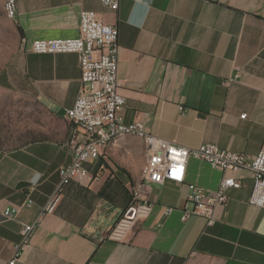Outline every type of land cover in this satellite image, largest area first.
<instances>
[{
  "label": "crops",
  "instance_id": "obj_1",
  "mask_svg": "<svg viewBox=\"0 0 264 264\" xmlns=\"http://www.w3.org/2000/svg\"><path fill=\"white\" fill-rule=\"evenodd\" d=\"M83 9L117 27L124 122L139 121L184 147L215 143L249 157L264 148V0H118L116 9L101 0H15L10 19L19 47L11 70L20 85L13 92L34 109L41 136L0 143V264L12 259L22 224L34 229L14 264H264V208L248 203V171L235 173L241 187L227 191L212 225L198 215L181 219L186 184L214 190L231 174L194 158L183 184L165 178L143 186L152 210L125 242L101 239L127 210L139 179L144 146L134 135L107 144L90 175L64 186L55 210L37 221L59 167L72 157L65 109L82 84L75 53L38 54L28 46L76 37ZM14 207L12 217L2 215Z\"/></svg>",
  "mask_w": 264,
  "mask_h": 264
},
{
  "label": "built area",
  "instance_id": "obj_2",
  "mask_svg": "<svg viewBox=\"0 0 264 264\" xmlns=\"http://www.w3.org/2000/svg\"><path fill=\"white\" fill-rule=\"evenodd\" d=\"M101 2L113 9L118 6V0ZM6 12L15 15V0H10ZM78 30V35L73 38L34 39L28 46L31 52L38 54L75 53L82 84L72 106L65 109L66 118L73 124L68 141L72 157L70 162L59 167V183L37 221L55 210L64 186L90 175V167L107 146L109 132L127 127L138 130V138L147 147V157L141 165L139 179L131 189L127 210L119 215L101 239L125 242L137 223L152 210V203L143 196V186L148 183L160 184L165 178L173 179L176 184H183L190 158L204 161L231 174L222 177L214 190H207L193 183L186 184L188 192L182 209V220L198 215L205 218L207 225H212L215 222V208L225 205L228 199L227 191L241 187V177L235 175L240 170L248 171L252 178L248 203L264 208V148L249 157L242 152L221 148L215 143L184 147L148 133L139 121L124 122L121 112L125 97L119 91L117 79V27L103 22L95 11L83 9L79 13ZM240 117H244V114ZM171 209L166 207L164 213L168 214ZM16 212V207L7 208L2 215L8 218ZM33 229V224H22L19 227L21 239L15 245L14 255L7 264L15 263L21 249L29 242Z\"/></svg>",
  "mask_w": 264,
  "mask_h": 264
},
{
  "label": "rangeland",
  "instance_id": "obj_3",
  "mask_svg": "<svg viewBox=\"0 0 264 264\" xmlns=\"http://www.w3.org/2000/svg\"><path fill=\"white\" fill-rule=\"evenodd\" d=\"M5 2L0 0V79H5L6 83V88L0 89V143L17 146L41 134L33 128L34 109L25 108L19 93L13 92L20 85L11 70L19 41L13 22L6 15ZM51 122V118L45 116L44 123L49 125Z\"/></svg>",
  "mask_w": 264,
  "mask_h": 264
},
{
  "label": "bare ground",
  "instance_id": "obj_4",
  "mask_svg": "<svg viewBox=\"0 0 264 264\" xmlns=\"http://www.w3.org/2000/svg\"><path fill=\"white\" fill-rule=\"evenodd\" d=\"M9 2H10V0H6V2H5V12L7 11V7L9 5ZM6 15L9 18L13 17L9 12H6ZM124 135H134V136L138 137V130L135 127L114 129V130L110 131L109 134L107 135V144L113 143L119 137L124 136ZM145 157H147V147H144V162H145Z\"/></svg>",
  "mask_w": 264,
  "mask_h": 264
}]
</instances>
